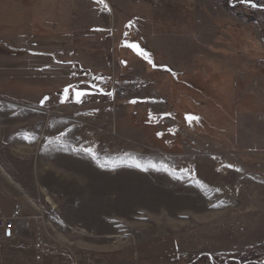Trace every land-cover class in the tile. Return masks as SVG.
<instances>
[{"label":"rangeland","instance_id":"obj_1","mask_svg":"<svg viewBox=\"0 0 264 264\" xmlns=\"http://www.w3.org/2000/svg\"><path fill=\"white\" fill-rule=\"evenodd\" d=\"M18 207L30 226L0 230V264L263 255L264 13L0 0V209Z\"/></svg>","mask_w":264,"mask_h":264},{"label":"built area","instance_id":"obj_2","mask_svg":"<svg viewBox=\"0 0 264 264\" xmlns=\"http://www.w3.org/2000/svg\"><path fill=\"white\" fill-rule=\"evenodd\" d=\"M106 85H108L107 81L104 80L101 82L102 88ZM50 206H53L52 200H49L48 197H46L44 203L41 204L40 210H46ZM29 226V219L24 215L22 208H15L9 215H7L3 209H0V230L5 233L10 234L16 229L25 230L28 229ZM38 242L41 243L42 239L39 238ZM38 259H40V257H38Z\"/></svg>","mask_w":264,"mask_h":264},{"label":"trees","instance_id":"obj_3","mask_svg":"<svg viewBox=\"0 0 264 264\" xmlns=\"http://www.w3.org/2000/svg\"><path fill=\"white\" fill-rule=\"evenodd\" d=\"M225 1L228 2V0H225ZM233 1H235V0H233ZM237 6L241 7L242 4H237ZM249 10H250L251 14L264 13V9L261 10L260 8L249 7ZM260 254L251 250V251H248L246 254H243L240 258H238L236 260L232 259V260H228V261H225V260L218 258L216 256H210L208 254H203V255H200L195 260H201L202 258L203 259L206 258L209 261L212 260L213 264H260L261 262L264 261V254L263 255H260Z\"/></svg>","mask_w":264,"mask_h":264},{"label":"snow or ice","instance_id":"obj_4","mask_svg":"<svg viewBox=\"0 0 264 264\" xmlns=\"http://www.w3.org/2000/svg\"><path fill=\"white\" fill-rule=\"evenodd\" d=\"M235 4H242V5H245V6H248V7H252V8L257 7L256 3H254V0H235ZM129 27H131V25ZM124 46L132 48L133 51H135L137 53V55H143L145 58H147V54L146 53H142L138 49V47L136 45H134V44H126ZM148 62L151 63V60H149ZM165 71H168V69H165ZM93 79L95 80V79H98V78L93 77ZM89 87H95V85H89ZM86 95H88L87 92H76V96L77 97H82V96H86ZM79 102H80V100L78 99L77 103H79ZM186 119L189 122H191L193 120H197L198 121L199 118L198 117L189 116V117H186Z\"/></svg>","mask_w":264,"mask_h":264},{"label":"crops","instance_id":"obj_5","mask_svg":"<svg viewBox=\"0 0 264 264\" xmlns=\"http://www.w3.org/2000/svg\"><path fill=\"white\" fill-rule=\"evenodd\" d=\"M10 214V213H9ZM8 234V233H7ZM29 262L31 263V264H37V262H36V260H35V257H34V254H31V257H30V259H29Z\"/></svg>","mask_w":264,"mask_h":264},{"label":"bare ground","instance_id":"obj_6","mask_svg":"<svg viewBox=\"0 0 264 264\" xmlns=\"http://www.w3.org/2000/svg\"><path fill=\"white\" fill-rule=\"evenodd\" d=\"M5 212V211H4ZM6 213V212H5ZM7 214V213H6ZM7 215H9V214H7Z\"/></svg>","mask_w":264,"mask_h":264}]
</instances>
